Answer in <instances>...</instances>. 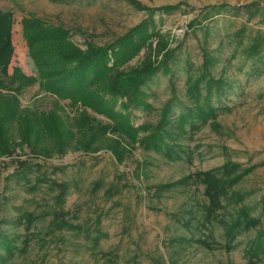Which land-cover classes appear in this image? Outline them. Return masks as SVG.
<instances>
[{
	"label": "rangeland",
	"instance_id": "obj_1",
	"mask_svg": "<svg viewBox=\"0 0 264 264\" xmlns=\"http://www.w3.org/2000/svg\"><path fill=\"white\" fill-rule=\"evenodd\" d=\"M251 3L264 6V0H0V14L12 15L7 55L11 84L0 90V122H5L0 127V147L11 151L0 154V229L15 236L18 247L28 242L26 251H16L7 264H264V252L253 262L246 254L256 230L242 234L230 252L219 228L211 235L217 241L211 250L176 242L201 237L199 228L190 230L177 219L188 218V211L199 210L197 203L206 200L198 173L224 167L225 178L232 179L250 168L233 190L251 192L245 201L251 204L264 194V48L261 61L247 59L229 45V36L244 25L247 38L257 30L264 34V19L257 15L250 21L245 11L203 18L213 5ZM172 6L179 9L166 13ZM27 19L68 30L69 54L79 62L90 61L93 67L107 60L108 47L117 38L153 21L166 51L182 46L170 65L181 93L189 75L203 63L204 34L200 27L191 28V23L198 19L206 26L218 20L209 49L220 43L224 47L212 74L235 80L237 85L223 99L226 108L182 141L188 155L168 161L161 154L144 151L124 134L93 135L100 123L110 119L49 91L34 59L43 49L32 46ZM152 44L153 49L158 47V40ZM146 56L143 49L127 66L139 65ZM172 78L173 74L160 71L153 79L147 89L152 109L135 111V126L157 123L171 97ZM54 180L71 186L64 205L67 213L60 216L64 222L58 220L56 225L72 222L81 224L83 231L49 233L59 194ZM24 212L38 216L30 230L19 223ZM254 214H261L259 228L264 230V209ZM98 228L106 235L95 246Z\"/></svg>",
	"mask_w": 264,
	"mask_h": 264
},
{
	"label": "trees",
	"instance_id": "obj_2",
	"mask_svg": "<svg viewBox=\"0 0 264 264\" xmlns=\"http://www.w3.org/2000/svg\"><path fill=\"white\" fill-rule=\"evenodd\" d=\"M177 9H179L178 6L167 7L165 12L173 13ZM241 11H245L250 21L257 15H261L264 19V6L257 3L245 6L213 5L206 9L203 18L209 19L229 12L238 15ZM217 21L214 20L206 26H203L202 21L198 19L191 23V28L200 27L204 34L203 63L197 68V72L189 75L186 89L181 93L176 87V74L170 65L182 46L166 51L167 46L166 44L161 46L160 33L152 24L153 21H145L125 36L117 38L108 47L107 60L100 61L93 67L90 61L79 62L72 54H69L71 37L68 30L47 25L41 20H25L31 31L29 39L32 46L38 45L43 49L42 52L34 55V59L40 65L39 72L42 74V79L46 80L49 91L61 99H71L75 101V104L81 103L84 107L92 108L94 112L104 114L110 119V123H100L93 135L124 134L134 142H138L144 151L161 154L168 161L182 160L188 155L189 152L182 141L188 134L205 126L210 118H216L226 108L223 99L237 85L235 80H228L223 75L216 78L212 74V69L216 68L221 60L219 53L224 47V43H220L212 50L209 49L211 30L214 24L217 25ZM11 23V14H0V90L7 89L11 84L10 58L7 56L11 51L9 34ZM247 31L246 25L235 30L229 36L231 41L229 45L234 46L237 51L240 49L241 54L247 59L262 61L264 34L261 30H257L247 38L245 36ZM156 39L158 47L153 49L152 40ZM246 39L248 43L245 42ZM143 49L147 55L146 58L139 65L128 67V62L138 56ZM160 71L173 74L170 84L171 97L160 110L157 123L135 126L134 112L152 109L148 101L147 89ZM8 117L12 118L13 114ZM3 123L5 122H0V127ZM140 133L143 136L140 137ZM0 150L1 155L11 152L6 147H0ZM119 153V150H114L115 155ZM252 170L245 169L241 177L232 179L225 178L227 174L224 167L198 173L196 177L204 184L206 200L197 203L200 206L199 210L190 209L188 218L176 216L175 219L177 218L190 230L193 227L199 228L201 237L192 235L190 238H178L176 242L182 245L196 243L211 250L217 244L216 239L211 235L215 229L219 228L225 239L224 247L230 252L236 248L238 238L242 234L256 230L254 237L247 242L246 254L252 258L251 262H253V258L264 252V230L259 228L262 224L261 214H254L256 209L260 207L264 209V194L260 200L251 204L245 202L253 195L251 192L233 190L239 178L245 177ZM24 175L23 172L20 177L25 178ZM52 183L59 194L56 196L55 214H53L55 217L48 224L49 233L54 234L62 230L72 233L83 231L81 224L66 222L56 225L58 220L63 221L60 219L61 214L67 213L64 205L71 186L67 182L61 183L57 180ZM112 189L113 187L109 190ZM18 220L20 224H26L27 230H30L35 227L38 216L31 212H24ZM100 223L101 220L98 221L99 225ZM206 231L207 235L202 236ZM96 232L94 243L98 246L99 241L106 234L99 228ZM27 243L25 240V246ZM25 246L18 247L15 236L12 237L7 231L0 229V247L3 248L2 251L0 250V264L11 261L16 251L25 252ZM101 256H109V253H102Z\"/></svg>",
	"mask_w": 264,
	"mask_h": 264
}]
</instances>
